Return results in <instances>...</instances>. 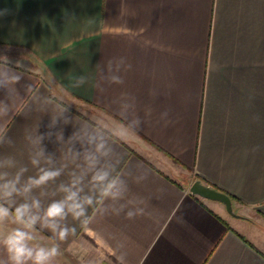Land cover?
<instances>
[{
	"label": "crops",
	"instance_id": "crops-1",
	"mask_svg": "<svg viewBox=\"0 0 264 264\" xmlns=\"http://www.w3.org/2000/svg\"><path fill=\"white\" fill-rule=\"evenodd\" d=\"M21 169L60 175L17 205L93 199L64 240L31 230L52 264H264V0H0V173Z\"/></svg>",
	"mask_w": 264,
	"mask_h": 264
},
{
	"label": "clouds",
	"instance_id": "clouds-1",
	"mask_svg": "<svg viewBox=\"0 0 264 264\" xmlns=\"http://www.w3.org/2000/svg\"><path fill=\"white\" fill-rule=\"evenodd\" d=\"M129 67H131L129 65ZM115 82L122 83V80ZM102 147V146H101ZM38 161H33V164ZM26 169H21L14 178L7 179L6 173H0V224H3L9 218L17 224L22 225L21 228H15L4 239L3 245L9 254L11 264H52L53 259L59 254L57 246L51 248L39 247L33 248L29 246V241L33 239L32 231L39 223L41 228L51 230L60 240H64L68 235V228L60 227L58 221L63 220L71 213L74 219H79L86 213L85 205H91L93 199L91 196L81 197L82 188H77L76 183L63 187L66 193L64 199L53 201L40 214V201L32 199L31 203L25 202L15 204L13 197L16 195L27 196L34 187L46 184L49 180L55 179L60 175L59 170H41V174L36 177H29L27 183L22 187H17L20 183V175ZM92 181L95 185H100V195L102 197H111L113 199L122 195L118 188L117 182L109 180V174L105 171H97ZM75 189V190H74ZM35 210V211H34ZM137 214H143V209L139 213L129 212L128 219H132Z\"/></svg>",
	"mask_w": 264,
	"mask_h": 264
},
{
	"label": "water",
	"instance_id": "water-1",
	"mask_svg": "<svg viewBox=\"0 0 264 264\" xmlns=\"http://www.w3.org/2000/svg\"><path fill=\"white\" fill-rule=\"evenodd\" d=\"M191 193L198 195L203 198L219 201L225 205L226 211L233 216H238L239 214L235 211L233 207V200L224 191L209 185L200 179H196L190 186Z\"/></svg>",
	"mask_w": 264,
	"mask_h": 264
},
{
	"label": "rangeland",
	"instance_id": "rangeland-1",
	"mask_svg": "<svg viewBox=\"0 0 264 264\" xmlns=\"http://www.w3.org/2000/svg\"><path fill=\"white\" fill-rule=\"evenodd\" d=\"M237 205H234V209L236 210V211H238V208L236 207ZM224 211V214H226V215H228V212H226V210H223Z\"/></svg>",
	"mask_w": 264,
	"mask_h": 264
},
{
	"label": "trees",
	"instance_id": "trees-1",
	"mask_svg": "<svg viewBox=\"0 0 264 264\" xmlns=\"http://www.w3.org/2000/svg\"><path fill=\"white\" fill-rule=\"evenodd\" d=\"M201 180V179H200ZM202 181V180H201ZM214 187V186H213ZM216 188V187H215ZM218 189V188H217ZM227 193V192H226ZM230 197H231V199L234 201V198H233V196L231 195V194H229V193H227Z\"/></svg>",
	"mask_w": 264,
	"mask_h": 264
}]
</instances>
